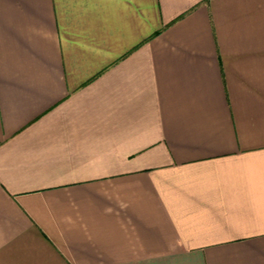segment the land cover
Listing matches in <instances>:
<instances>
[{"label":"crops","instance_id":"crops-1","mask_svg":"<svg viewBox=\"0 0 264 264\" xmlns=\"http://www.w3.org/2000/svg\"><path fill=\"white\" fill-rule=\"evenodd\" d=\"M0 264H264V0H0Z\"/></svg>","mask_w":264,"mask_h":264}]
</instances>
